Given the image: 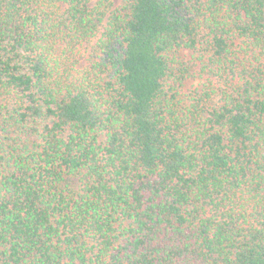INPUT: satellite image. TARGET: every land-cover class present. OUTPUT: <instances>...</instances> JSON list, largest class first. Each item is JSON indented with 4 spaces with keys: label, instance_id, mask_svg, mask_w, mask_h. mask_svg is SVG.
I'll list each match as a JSON object with an SVG mask.
<instances>
[{
    "label": "trees",
    "instance_id": "1",
    "mask_svg": "<svg viewBox=\"0 0 264 264\" xmlns=\"http://www.w3.org/2000/svg\"><path fill=\"white\" fill-rule=\"evenodd\" d=\"M0 264H264V0H0Z\"/></svg>",
    "mask_w": 264,
    "mask_h": 264
},
{
    "label": "rangeland",
    "instance_id": "2",
    "mask_svg": "<svg viewBox=\"0 0 264 264\" xmlns=\"http://www.w3.org/2000/svg\"><path fill=\"white\" fill-rule=\"evenodd\" d=\"M123 0H112V7L115 8L117 6H119L121 3H122ZM181 57H184L186 59H189L190 58V54L185 52V53H182ZM195 71V68L192 69V72ZM195 85L196 84V81L194 82V80H187L186 82V87H189L191 85Z\"/></svg>",
    "mask_w": 264,
    "mask_h": 264
}]
</instances>
